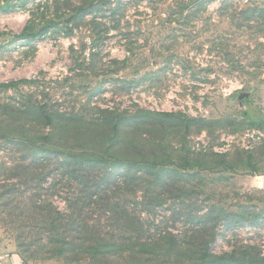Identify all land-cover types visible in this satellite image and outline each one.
Returning <instances> with one entry per match:
<instances>
[{
  "label": "rangeland",
  "instance_id": "374dc122",
  "mask_svg": "<svg viewBox=\"0 0 264 264\" xmlns=\"http://www.w3.org/2000/svg\"><path fill=\"white\" fill-rule=\"evenodd\" d=\"M124 117L137 120L111 134ZM107 147L168 166L111 179L67 158ZM0 253L264 258V0H0Z\"/></svg>",
  "mask_w": 264,
  "mask_h": 264
},
{
  "label": "trees",
  "instance_id": "16d2710c",
  "mask_svg": "<svg viewBox=\"0 0 264 264\" xmlns=\"http://www.w3.org/2000/svg\"><path fill=\"white\" fill-rule=\"evenodd\" d=\"M99 6L94 5V3H81L76 4L74 7L69 6V8L66 9L68 11L66 14H57L55 19L59 20L61 23L68 24L66 27L69 26V24H74L76 20L82 19L83 16L90 14L91 12L98 10ZM67 19L64 20L65 17ZM49 26L42 27L39 32L41 31H47L51 27H55L60 24L58 21L55 22L54 19H50L48 22ZM92 26L94 27L95 31H99L103 25L101 23H98L97 21L92 22ZM68 31L71 33V30L68 29ZM100 32V31H99ZM95 36H97V32H94ZM99 40V37H96V42ZM96 42L94 44H96ZM38 112V111H36ZM166 117L170 118L172 117V114H165ZM57 116L55 114H48L47 115V121L49 122V125L53 124L56 120ZM61 118V117H60ZM137 120L136 118H127L124 117L117 121L115 124V130H111V134H116L117 130H119L120 127L130 125L133 121ZM119 122V123H118ZM201 123H208V121H205L204 119H196V118H188L186 127L190 128V126L201 124ZM262 124V121H259L258 119H253L251 122V127L253 128H260ZM189 130V129H188ZM94 136L96 134H93ZM38 149H42L41 147H38ZM136 147L132 149H125L126 151H131L134 154V157L129 158H120L118 157V151L115 148L107 147L104 149H99L97 155L96 154H87L84 152H79L77 154L73 153L69 155L67 158H74L81 160L82 165H90V166H101L104 168L105 172L104 174L108 176V178L113 179L114 177L118 179L126 178L129 174L137 175L140 173H155L160 172L164 169V167H167L168 165L163 162H155V160H149V159H137L135 151ZM118 152V153H117ZM179 168V166H177ZM118 170H121V172H118ZM172 173H176L175 170H170ZM142 173V174H143ZM207 217V216H205ZM20 256V255H19ZM20 258H22L20 256ZM21 262L25 264L26 262L21 259ZM201 263L203 264H264V258L251 260V261H245V260H237L234 259L232 256H226V255H213L210 253H205L203 256H201Z\"/></svg>",
  "mask_w": 264,
  "mask_h": 264
},
{
  "label": "crops",
  "instance_id": "0c3cea01",
  "mask_svg": "<svg viewBox=\"0 0 264 264\" xmlns=\"http://www.w3.org/2000/svg\"><path fill=\"white\" fill-rule=\"evenodd\" d=\"M0 264H23L20 260L19 256L15 254L10 255H3L0 253ZM26 264V263H25Z\"/></svg>",
  "mask_w": 264,
  "mask_h": 264
}]
</instances>
